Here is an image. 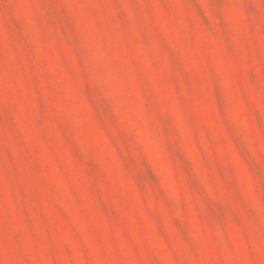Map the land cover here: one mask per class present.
I'll list each match as a JSON object with an SVG mask.
<instances>
[{
  "label": "rangeland",
  "instance_id": "obj_1",
  "mask_svg": "<svg viewBox=\"0 0 264 264\" xmlns=\"http://www.w3.org/2000/svg\"><path fill=\"white\" fill-rule=\"evenodd\" d=\"M0 264H264V0H0Z\"/></svg>",
  "mask_w": 264,
  "mask_h": 264
}]
</instances>
